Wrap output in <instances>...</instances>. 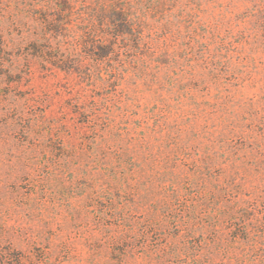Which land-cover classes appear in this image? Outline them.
<instances>
[{"label": "rangeland", "instance_id": "obj_1", "mask_svg": "<svg viewBox=\"0 0 264 264\" xmlns=\"http://www.w3.org/2000/svg\"><path fill=\"white\" fill-rule=\"evenodd\" d=\"M0 264H264V0H0Z\"/></svg>", "mask_w": 264, "mask_h": 264}]
</instances>
